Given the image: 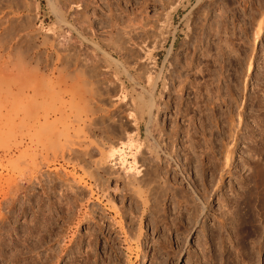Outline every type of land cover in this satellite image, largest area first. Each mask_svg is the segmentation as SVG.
I'll return each mask as SVG.
<instances>
[{
  "label": "rangeland",
  "instance_id": "374dc122",
  "mask_svg": "<svg viewBox=\"0 0 264 264\" xmlns=\"http://www.w3.org/2000/svg\"><path fill=\"white\" fill-rule=\"evenodd\" d=\"M202 12L207 15L204 20ZM263 16L264 0H0V178L2 184H6V180L17 179L13 184L22 181L20 190L23 191L12 185L19 190L21 198L16 210L21 209L4 228L8 227L7 230L14 233L17 231L15 235L22 237L17 236L16 248L12 244L16 236L8 238L5 234L7 239L1 244L0 264H264V36L256 44L254 34L256 24L260 20L264 22ZM250 59L255 60V70L249 77L247 66ZM184 65L187 67L183 68ZM176 67L179 69L174 75ZM178 72L181 77L187 76L182 77L185 80ZM166 80L171 82V95L168 92L160 94L165 90ZM180 80L186 83L183 103L177 91L173 93ZM195 86L201 88L202 97L204 95L209 100L212 97L208 113L202 114L197 107L195 112L190 106L196 95ZM212 91L215 95L210 93ZM160 95L171 104L170 110L161 114ZM73 96L85 97L79 101L88 104L97 100V103L93 102L99 104L92 102L93 105L102 109L93 113L97 117L90 112L87 114L88 120L93 117L98 123L97 126L94 125L97 123L91 124L93 120L87 122L91 124L90 133L82 121L78 124L81 127L84 124L88 130L84 126L79 127L81 130L78 128L76 116L79 114H72L75 108L69 107L72 111H68V100ZM78 98L81 107L83 104ZM55 99H65L67 108L61 107L62 114H70L48 126L57 130L69 126L73 143L85 140L94 128L103 125L104 133L95 130L99 146L92 149L94 158L102 157L101 148L106 150L107 156L105 154L102 163L105 166L100 165L95 170L97 166L83 164V168L78 165L82 163L75 160L67 162L69 159L62 156L64 144H68L64 136L46 148L40 139L28 153L21 154L24 148L18 150L21 136L18 121L22 107H30L42 116L43 110L64 102ZM52 100L56 101L54 106L52 103L47 108L46 102ZM189 100L190 104L187 103ZM126 104L132 108V112H128L130 117H127L129 108ZM150 105L153 106L151 113ZM54 108L48 112L56 119ZM183 108L187 112L182 111ZM101 112L105 115L102 116ZM57 113L62 115L59 111ZM153 113L155 118L149 120ZM185 113H189V117L195 116L196 124L204 122V129L197 124V131L193 130L196 134L193 140L200 146V152L192 151L195 158L191 161L184 158L187 144L183 142L187 137L184 133L179 134L170 156L169 175L173 185L191 196L189 200H197L208 190L206 195L209 196L203 199L206 208L195 220H189L183 201L179 204L173 197H164L160 207V192L155 194L145 190V194L139 196L134 195L130 184L127 188L129 175L130 178L136 177L134 169L144 157L155 165L160 163V122L168 130L176 125L180 130L185 129L188 122L191 124L190 119L187 121L189 117L182 118ZM213 114L214 118H206ZM106 115L108 118L104 117ZM99 116L107 118L106 123L105 119H98ZM117 121L120 123L116 125ZM137 122L140 123L138 130ZM27 123L28 131L31 124L37 126L34 121ZM104 124L109 127L105 128ZM233 126H237L236 129ZM191 128L194 129L195 124ZM105 134H110V141ZM204 135L209 142L212 140L210 143L215 148L210 144L212 148L209 150H214L215 154L213 151V155L209 154V150L204 154ZM121 138L129 142L128 145L133 143L132 147L126 145L124 148V159L128 162L125 164L118 154L114 157L108 154L110 146ZM228 148L233 150V156L230 165L222 172ZM136 158L138 165L133 161ZM102 166L109 168L104 170ZM131 167L133 169H127ZM221 174L222 182L216 183ZM6 189V185L0 186L1 212L7 211L4 207L7 203H1ZM26 192L31 201L27 200ZM84 194L90 196L83 197ZM137 196H144L143 201ZM196 202L200 204L199 199ZM138 216H142V220ZM127 230L137 234L136 238ZM133 237L138 238L137 241Z\"/></svg>",
  "mask_w": 264,
  "mask_h": 264
},
{
  "label": "bare ground",
  "instance_id": "6f19581e",
  "mask_svg": "<svg viewBox=\"0 0 264 264\" xmlns=\"http://www.w3.org/2000/svg\"><path fill=\"white\" fill-rule=\"evenodd\" d=\"M86 1V0H85ZM79 2V1H78ZM67 3H69V2H67ZM71 3V2H70ZM82 7V6H81ZM80 10V9H79ZM204 10H206V9H204ZM203 10V11H204ZM84 12V11H83ZM206 12V11H205ZM220 12V11H219ZM207 13V12H206ZM80 14V13H79ZM201 14H204V16H202V18H203V20L206 18V16L207 15H205V13H201ZM208 14V13H207ZM81 15V14H80ZM263 15V14H262ZM86 16V15H85ZM88 16V15H87ZM84 18H86V17H84ZM263 18H264V16H263ZM81 19V18H80ZM87 19V18H86ZM85 20V19H84ZM258 20V19H257ZM259 21V20H258ZM257 21V22H258ZM257 26H255V43L257 42V40H260L261 38H263V36H264V22H263V20H260L257 24H256ZM216 28H217V26H216ZM122 31H124L123 29H122ZM215 31V30H214ZM215 32H217V31H215ZM215 32H213L212 33V35L215 33ZM211 33V32H210ZM202 38V37H201ZM223 41V40H222ZM225 41V40H224ZM224 43V42H223ZM202 44V43H201ZM222 44V43H221ZM220 44V45H221ZM228 44V43H227ZM257 44V43H256ZM207 45V44H206ZM223 46V45H222ZM201 47V46H200ZM220 50V49H219ZM223 49H222V47H221V51H222ZM206 51V50H205ZM210 51V50H209ZM189 54V53H188ZM208 54H209V52H208ZM190 57H191V55H190ZM177 58H178V56H177ZM176 59V58H175ZM179 59V58H178ZM177 59V60H178ZM189 60H191V58L189 59ZM176 62V61H175ZM175 62H173V63H175ZM178 62V61H177ZM187 62V61H186ZM192 62H193V60H192ZM191 62V63H192ZM218 62H219V60H218ZM190 63V64H191ZM180 64H181V62H180ZM187 65H188V63H186ZM195 64V63H194ZM176 65V64H175ZM187 65H184V67L183 68H185V67H187ZM207 65V64H206ZM190 66V65H189ZM193 66V65H192ZM191 67V66H190ZM204 67V66H203ZM207 67V66H206ZM172 68V67H171ZM177 68L178 67H176L175 69L176 70H174V72H173V74L175 73V71L177 72ZM202 68V67H201ZM205 68V67H204ZM210 68V67H209ZM179 69V68H178ZM208 69V68H207ZM171 70V69H170ZM209 70H211V69H209ZM216 70V69H215ZM218 70H220V69H218ZM222 70V69H221ZM254 70H255V60L254 59H250V61H249V63H248V66H247V73H248V76L250 77L252 74H253V72H254ZM212 71V70H211ZM171 72V71H170ZM180 72V71H179ZM179 72H178V75L180 76V74H179ZM201 72H203V71H201ZM206 72V71H205ZM216 72V71H215ZM222 72V71H221ZM181 73V72H180ZM191 73V72H190ZM195 72H193L192 74H194ZM176 74V73H175ZM174 74V75H175ZM216 74H217V72H216ZM169 75V74H168ZM177 75V74H176ZM166 76V75H165ZM195 76H197V74L195 75ZM199 76V75H198ZM224 76V75H223ZM169 77V76H168ZM172 77H173V75H172ZM176 77H178V76H176ZM181 77V76H180ZM182 77H187V76H182ZM182 77H181V79H182ZM189 77V76H188ZM208 77V76H207ZM219 78H220V75L218 76ZM171 78V77H170ZM179 78V77H178ZM161 79H162V77H160V82H161ZM174 78H172V80H173ZM184 80H185V78H183ZM182 79V80H183ZM196 79V78H195ZM205 79V78H204ZM216 79H218V78H216ZM176 80H179V79H175V81ZM182 80H180V83H179V86L177 87V89L175 90V92H173V93H176V91H177V94H178V97H179V100L181 101V99H183L184 97H183V94H184V91H185V89H186V83L184 82V81H182ZM191 80V79H190ZM167 81V80H166ZM170 81H171V79H170ZM170 81H167V84H166V87H165V90L164 91H161L160 92V94L162 95L164 92H168L170 95H171V88H170V85H171V82ZM194 81V80H193ZM201 81H203V80H201ZM200 81V82H201ZM216 81V80H215ZM169 82H170V85H169ZM197 82V81H196ZM214 82V81H213ZM212 82V83H213ZM205 83V82H204ZM216 83V82H215ZM175 84V83H174ZM202 83H200V85H201ZM173 85V84H172ZM209 85V84H208ZM216 85V84H215ZM221 85V84H220ZM175 86H176V84H175ZM198 86H199V84H198ZM210 86V85H209ZM222 86V85H221ZM221 86H219V87H221ZM194 87V86H193ZM192 87V88H193ZM196 88H195V90H196V95H195V97L193 98L194 100L193 101H191L190 102V100L189 101H187V103H191V104H193V105H190V106H192L194 109H195V107H197V110L199 109L200 110V112H203L202 114H204V112L205 111H207V110H209L208 109V107L210 106V107H212L209 103L211 102L210 100L212 99V97H211V99L209 100L208 98L206 99V97H204V95H203V97H204V99H203V97H202V95H201V93H200V90H201V88L199 89L197 86H195ZM174 88V87H173ZM206 88H207V86H206ZM173 90V89H172ZM192 90H194V89H192ZM204 90H205V87H204ZM207 90V92H209L210 90H209V88H207L206 89ZM220 90V89H219ZM218 90V91H219ZM189 91V90H188ZM191 91V90H190ZM201 92H202V90H201ZM205 91H203V93H204ZM202 93V94H203ZM206 93V92H205ZM204 93V94H205ZM211 94L213 93V91L212 92H210ZM220 92H218V94H219ZM222 93V92H221ZM176 94V95H177ZM192 94V93H191ZM210 94V95H211ZM214 95H215V92L213 93ZM160 95V96H161ZM193 95H194V92H193ZM208 97H209V95L208 94H206ZM217 95V94H216ZM97 96V95H96ZM223 96V95H222ZM162 97L163 96H161V98H160V114L162 113V112H166V110L168 111V110H170V107H171V104H170V101L168 102L167 101V99H166V101L165 100H163L162 99ZM178 97L176 98L177 99V101H179L178 100ZM181 97V98H180ZM217 97H218V95H217ZM225 97V96H224ZM70 99L68 100L69 101V103H68V105L66 104V102H65V99H63V101H61L62 100V98H61V100L60 99H55L57 102H59V101H61V102H63L62 104L61 103H59V104H61V105H63L64 104V106H60L59 104L58 105H56V103H55V105H56V107L54 106V101L55 100H52L51 102L50 101H48V102H46V104L44 103V105H46V107L47 106H49V105H51L52 103V105L55 107V108H57L56 110H55V108L54 107H52L51 106V108H48L49 110H47V109H45V110H43V112H44V114L42 115V116H40L39 114H38V112H35L34 110H30V107H26L25 105L22 107V109H21V111H20V114H19V129H20V140L18 141V150H20V149H22V148H24L23 150H22V153L21 154H26V153H28L31 149H32V146H34L35 145V143H36V141H38V140H42V143H43V147L44 148H46V145H48V144H53V143H55L56 141H60L61 140V138L64 136L65 137V142H67L68 141V144H64L65 145V147H64V149L62 150L63 151V155L62 156H64V158L65 159H69V161H67V162H70V160L72 161V162H79V163H82V164H78L79 166H82L83 164L84 165H86V166H97V168H95V170L97 169H99L98 167L100 166V165H103L102 163H104V157H105V154H106V156H107V152H106V150H104V149H102L101 148V146L99 147V148H97V149H100L101 148V150H100V153H101V158H97V156H96V158H94L95 157V155L93 156V150L94 149H92V147H98L99 145V143H98V138L96 137V128H97V130H102L103 131V133H104V129H103V127L101 128V126H103V125H101V126H99V128L98 127H96V128H94V126H92L95 130H92L91 132V135L90 136H85V140L83 139L81 142H77V144H75V143H73L71 140H70V136H71V132H70V128H69V126H68V128H64L63 130H57V129H51V128H49V124L51 125L52 123H56L57 121H58V119L59 118H61V117H64L65 115L67 116L68 115V117H69V114L71 113V111L72 110H70V109H74L75 108V110H74V112H72V114H74L75 112L77 113V114H79V115H77L76 116V114H75V116L77 117H75L76 119V121H77V125H79L78 126V128L79 127H81L80 126V124H78V121L80 122V121H82L85 125L87 124V128L89 129V133H90V125L92 124H94V123H97V119L95 120L93 117L95 116H93V113L94 114H97V112H99V111H102V109L100 110V109H98V108H100L99 106L97 107H95L94 105H93V103L95 102V101H97V100H91L92 99V96H91V98L89 99V98H87V100L89 99V100H91V102L90 103H92L91 105H89L88 104V102L86 101V99H85V101L86 102H84L85 103V105H84V103L82 102V101H79V100H82V99H84L83 97H69ZM78 98V101L79 102H82L81 104H83L84 105V107H83V105H81V107H80V104H79V106H78V102H77V99ZM94 98V97H93ZM96 98H98V96L96 97ZM104 98V97H103ZM202 98V99H201ZM214 98V97H213ZM95 99V98H94ZM98 99H102V97H99ZM107 99V98H106ZM110 99V98H109ZM170 99V98H169ZM206 99V100H205ZM88 100V101H89ZM111 100V99H110ZM122 100V99H121ZM221 100V99H220ZM220 100H219V104H220ZM55 101V102H56ZM67 101V100H66ZM67 101V102H68ZM76 101V102H75ZM84 101V100H83ZM176 101V102H177ZM225 101V100H224ZM99 102V101H98ZM100 102H102V100L100 101ZM107 102H108V100H107ZM106 102V103H107ZM131 102V101H130ZM130 102H129V104H130ZM182 102V101H181ZM180 102V103H181ZM214 102V101H213ZM222 102V101H221ZM95 103H97V102H95ZM94 103V104H95ZM103 103H104V101H103ZM112 103V102H111ZM111 103H108V104H111ZM114 103V102H113ZM132 103H134V102H131V104ZM152 103V102H151ZM179 103V102H178ZM183 103V102H182ZM189 103V104H190ZM67 105V107H68V111L70 112H68V113H66L65 115H63L62 113H63V111L64 110H66L65 108H67V107H65L66 105ZM99 104V103H98ZM98 104H95V105H98ZM128 104V103H127ZM126 104V107H128V105ZM136 104V103H135ZM189 104H187L188 106H189ZM212 104V103H211ZM214 104V103H213ZM212 104V105H213ZM217 104V103H216ZM70 105V106H69ZM102 105V104H101ZM106 106H107V104H105ZM123 105V104H122ZM134 105V104H133ZM177 105H179V104H177ZM184 105V104H183ZM182 105V106H183ZM42 106H43V104H42ZM60 106V107H59ZM87 106H89V107H87ZM91 106V107H90ZM92 106H94V107H92ZM125 106V105H124ZM131 106V105H130ZM136 106V105H135ZM152 105H150V107H151ZM181 106V105H180ZM179 106V107H180ZM186 106V105H185ZM222 106V105H221ZM26 107V108H25ZM50 107V106H49ZM61 107H65L64 108V110L61 108ZM69 107H70V109H69ZM110 107V106H109ZM125 107V108H126ZM45 108V107H44ZM52 108H54V113H55V116H56V119L55 118H53L51 115H50V113L48 112V111H50V109H52ZM60 108H61V111H60ZM88 108H91V109H88ZM108 108V107H107ZM129 109H131L130 111H129V109L127 110V114L129 115V116H127L126 114V116L127 117H130L131 115V113L129 114L128 112H132V108H130V107H128ZM152 108H153V106L149 109V112L151 113V111H152ZM176 108V107H175ZM174 108V109H175ZM217 108V107H216ZM59 109V110H58ZM88 109V110H87ZM103 109H104V107H103ZM121 109V108H120ZM119 109V110H120ZM127 109V108H126ZM179 110L181 109V108H178ZM188 109H189V107H188ZM187 109V110H188ZM194 109H193V111H194ZM213 109H214V107H213ZM125 110V109H124ZM176 110H177V108H176ZM190 110H192V108H190ZM190 110H189V112H190ZM196 110V109H195ZM197 110L195 111V112H197ZM210 110H212V108L210 109ZM52 111V113H53V110H51ZM57 111H59V112H61V114L62 115H60V116H58V113H57ZM78 111V112H77ZM116 110H114V112H115ZM178 111V110H177ZM177 111H176V114H180V113H177ZM181 111V110H180ZM182 111H185L184 110V108H183V110ZM87 112V113H86ZM92 113L91 115L93 116V117H90L91 119V121L93 122V123H91L90 125L87 123V122H91L90 120H88L87 118L89 117L87 114L88 113ZM118 112V111H117ZM116 112V113H117ZM120 112H121V110H120ZM125 112V111H124ZM123 112V113H124ZM148 112V111H147ZM185 112H187V111H185ZM194 112V113H195ZM199 112V111H198ZM212 112V111H211ZM53 113V114H54ZM102 113V112H101ZM105 113H107V111L105 112ZM105 113L103 112L102 113V116L103 115H105ZM114 114V115H117V114ZM143 113V112H142ZM182 113H184V112H182ZM206 113H208V111L206 112ZM60 114V113H59ZM121 114V113H120ZM155 113H153V114H151L150 116V118H149V120H153V118H155L153 115H154ZM210 114H212V113H210ZM209 114V115H210ZM107 115H108V113H107ZM107 115L106 116H104V117H107ZM113 115V114H112ZM181 115V114H180ZM189 115V113L188 114H184V115H182L183 117L182 118H184V117H189L188 116ZM200 116H201V114H199ZM199 115L197 116V117H199ZM208 115V114H207ZM207 115H205V116H207ZM70 116H72V115H70ZM74 116V115H73ZM102 116L100 117H98V119H105V118H102ZM121 116V115H120ZM142 116V115H141ZM156 116V115H155ZM172 116V115H171ZM177 116V115H176ZM205 116H203V117H205ZM95 117H97V116H95ZM112 117V116H111ZM115 117V116H114ZM113 117V118H114ZM123 117V116H122ZM209 117H213L214 118V114H213V116H208V117H206V118H209ZM51 118H53L52 120H51ZM108 118V117H107ZM106 118V119H107ZM124 118V117H123ZM141 118V117H140ZM220 118V117H219ZM229 118H231V117H229ZM106 119H105V121H104V123H106ZM110 119V118H109ZM112 119V118H111ZM110 119V120H111ZM126 119V118H125ZM188 119H190L189 121H191V124H189V122H188V128L186 127V125H185V127L187 128H185V129H181L182 130V132L180 133V127H178L177 125L176 126H171V129L170 130H168V128H166L163 124L161 125V122H160V163L158 164V165H155L153 162H152V160L150 159V161L152 162V163H150V161L148 160V161H146L145 159L147 158V157H144L145 159L143 160L142 159V157H141V162L139 163V162H137V158H139L138 156H137V158H136V160H133L134 161V164H136L137 163V165H138V163H139V165L134 169L135 171L134 172H137L136 173V177H134L133 176V178H130V175H129V182L127 181V188H129L130 186H132L131 187V189H132V191L134 192V195L136 194H140L141 196L143 195V193H144V191L146 190H149V191H151L150 193H153V191H154V193L155 192H160V197H158V198H160V207H162V204H161V200H163V201H165V199H163L164 197L166 198V197H173L174 198V200L175 201H177V203H181L182 201L184 202V205L186 206V209L188 210V212H189V215H190V218H189V220L191 219V220H195L196 218H198L200 215H201V213H202V211H204L205 210V208H206V200L205 201H203V199H206L207 198V196H209V195H206V194H209L208 193V190L206 189V185L204 186L203 185V187H205V191H204V193L202 194V196H203V198H202V196L201 197H198V199H199V201H200V204H197L198 202H196L197 200H194V199H191V200H189V198H191V196H189L188 197V194L187 195H185L184 193H183V191L182 190H180L178 187H176V185H173V183L171 182L172 180L170 179V175H169V172H170V170H169V166L171 165V162H170V156L173 154L172 152H173V148L175 147L174 146V144H175V141L177 140V139H179L178 138V136H179V134H182V133H184V135L187 137L186 139H187V141H185V142H187V143H185V142H183V144L185 145V144H187L186 146H185V148H186V150L185 151H187L186 153H185V157L184 158H186V159H188V161H191V159L194 157H192V151H198V147H200V146H198L197 144H196V142H195V140H193L194 138H193V135H196V134H194V131L196 130V125L197 124H199V123H195V116H190L189 118H187V121H188ZM203 119V118H202ZM201 119V120H202ZM205 119V118H204ZM221 119V118H220ZM232 119V118H231ZM43 120V121H42ZM96 122H95V121ZM99 120V122L100 123H102L101 121ZM114 120V119H113ZM113 120H112V122H113ZM121 120V119H120ZM128 120V119H127ZM140 120V119H139ZM141 120H142V118H141ZM155 120V119H154ZM186 120V119H185ZM209 120V119H208ZM216 120V119H215ZM214 120V121H215ZM230 120V119H229ZM235 120V119H234ZM233 120V121H234ZM35 122L36 124H37V126H34L33 124H31L32 126H34V127H32V126H30V131H28V129L25 127V125L27 124L28 125V123L27 122ZM103 121V120H102ZM137 121H138V119H137ZM178 121V120H177ZM186 121V122H187ZM206 122H207V120H205ZM212 121V120H211ZM125 122V121H124ZM149 123H150V121H148ZM185 122V123H186ZM220 122H222V121H220ZM82 123V124H83ZM99 123V124H100ZM108 123V122H107ZM110 124H111V122H109ZM114 123H116V122H114ZM120 123V122H119ZM118 123V121H117V123H116V125L117 124H119ZM148 123V124H149ZM151 123H152V121H151ZM162 123H164V122H162ZM174 123V122H173ZM178 123V122H177ZM177 123H174V124H177ZM208 123V122H207ZM217 123H218V121H217ZM216 123V124H217ZM224 123V122H223ZM227 123H229V122H227ZM231 123V122H230ZM82 125V127L84 126L85 127V125ZM103 124V123H102ZM157 124V123H156ZM155 124V125H156ZM184 124V123H183ZM195 124V128L193 129V128H191V126L192 125H194ZM215 124V123H214ZM222 124V123H221ZM89 125V126H88ZM94 125H97L98 126V123L97 124H94ZM121 125H122V123H121ZM120 125V126H121ZM211 125V124H210ZM106 126H108L107 124H106ZM106 126H105V124H104V127L106 128ZM115 126V125H114ZM201 127V128H203L204 129V122L203 121H200V124L199 125H197V127ZM208 126V125H207ZM206 126V127H207ZM214 127H215V125H213ZM212 126V127H213ZM81 127V128H82ZM85 127V128H86ZM109 127V126H108ZM118 127L119 126H117L116 127V129H118ZM150 127H152V126H150ZM194 127V126H193ZM234 127V126H233ZM237 127V126H236ZM236 127H234V129H236ZM32 128H34L33 130H31ZM81 128H79L80 130H81ZM86 128V129H87ZM111 128V127H110ZM115 128V127H114ZM126 128V127H125ZM125 128L123 129L124 131H125ZM140 128V123L139 122H137V127H136V130H138ZM155 128V127H154ZM158 128V127H157ZM157 128H155V129H157ZM173 128V129H172ZM210 128V127H209ZM216 128H218V127H216ZM230 128V127H229ZM87 129V130H88ZM108 129V128H107ZM115 129V130H116ZM202 129V130H203ZM106 130V129H105ZM114 130V129H113ZM119 130H121V129H119ZM149 130V129H148ZM147 130V131H148ZM153 130V129H152ZM194 130V131H193ZM199 130V129H198ZM207 130V129H206ZM26 131H28V132H26ZM107 131V130H106ZM109 131V130H108ZM155 131V130H154ZM157 131V130H156ZM197 131V130H196ZM200 131V130H199ZM208 131V130H207ZM236 131V130H235ZM110 132V131H109ZM108 132V133H109ZM117 132V131H116ZM115 132V133H116ZM120 132V131H119ZM159 132V131H158ZM102 133V134H103ZM107 133V132H106ZM114 133V132H113ZM112 133V134H113ZM114 133V134H115ZM137 133H138V131H137ZM208 133V132H207ZM234 133V132H233ZM41 134H44V137L42 136V137H40L41 136ZM121 134H122V131H121ZM201 134V133H200ZM200 134L198 135V136H200ZM202 134H203V132H202ZM221 134V133H220ZM86 135V134H85ZM87 135H89V134H87ZM106 136H107V134H105ZM104 135V136H105ZM110 135V134H109ZM107 136V139H108V137L110 138V136ZM116 135V134H115ZM211 135V134H210ZM235 135V134H234ZM92 136H94V138L92 139ZM103 136V137H104ZM125 136V135H124ZM127 136V135H126ZM147 136V135H146ZM150 136V135H149ZM185 136H184V138H185ZM197 136V137H198ZM213 136V135H212ZM211 136V137H212ZM236 136V135H235ZM90 137V139L89 140H87L88 138ZM195 137V136H194ZM230 137V136H229ZM102 138V137H101ZM101 138H99V140L101 139ZM113 138H114V136H113ZM115 138H117V137H115ZM132 138V137H131ZM138 138H139V136H138ZM199 138V137H198ZM210 138V137H209ZM231 138H232V136H231ZM103 139V138H102ZM123 139H124V137H123ZM122 138H121V140L120 141H116V143L114 142V144L113 145H111L110 146V148H109V150H108V154H109V156H113L114 157V155H117L118 154V156H121L120 158V160H124V162H122L123 164H125V162H127L125 159H124V154H125V149H126V145H128V143L125 141H122L123 140ZM127 139V138H126ZM149 139V138H148ZM197 139V138H196ZM218 139V138H217ZM251 139V138H250ZM109 140V139H108ZM107 140V141H108ZM185 140V139H184ZM103 141V140H102ZM102 141H101V144L100 145H102V147H103V145H104V143L102 144ZM106 141V140H105ZM110 141V140H109ZM128 141V140H127ZM139 141V140H138ZM154 141V140H153ZM199 140H197V142H198ZM204 141H205V149H203L204 151L205 150H209V148L211 149L214 145H213V143L211 144L210 142L212 141H210L209 142V139H206V137H205V135H204ZM216 142V141H215ZM127 143V144H126ZM200 143V142H199ZM202 143V142H201ZM110 144H112V143H110L109 142V145ZM131 144H133V143H130V145ZM210 144L212 145V147L210 146ZM216 144V143H215ZM226 144V143H225ZM130 145H128V146H130ZM229 146V145H228ZM231 146V145H230ZM105 147V146H104ZM103 147V148H104ZM131 147H132V145H131ZM130 147V148H131ZM155 147V146H154ZM182 147V146H181ZM204 147V146H203ZM125 148V149H124ZM156 148V147H155ZM183 148V147H182ZM202 148V147H201ZM214 148H215V146H214ZM106 149V148H105ZM149 149V148H148ZM152 149V148H151ZM224 149H226V147L224 148ZM128 150H130V149H128ZM200 150H202V149H200ZM215 150H217V149H215ZM221 150V149H220ZM219 150V151H220ZM98 151V150H97ZM97 151H94V152H97ZM141 151H144L143 150V148H142V150ZM150 151V150H149ZM203 151V152H204ZM207 151H205L204 152V154L205 153H207ZM212 151H213V154H215L214 153V150H209L208 152H209V154H211L212 153ZM218 151V152H219ZM147 152V151H146ZM145 152V153H146ZM152 152V151H151ZM150 152V153H151ZM175 152V151H174ZM198 152H200V151H198ZM222 152V151H221ZM99 153V154H100ZM131 153V152H130ZM133 153V152H132ZM138 153V152H137ZM172 153V154H171ZM177 153V152H176ZM196 153V152H195ZM194 153V155H196ZM225 153V152H224ZM142 154V153H141ZM159 154V153H158ZM183 154V153H182ZM197 154H199V153H197ZM203 154V153H202ZM201 154V155H202ZM213 154H211V155H213ZM220 154V153H219ZM130 155V154H129ZM155 155V154H154ZM176 155V154H175ZM178 155V154H177ZM207 155V154H206ZM221 155V154H220ZM99 156V155H98ZM134 156V155H133ZM146 156H147V154H146ZM174 156V155H173ZM200 156V155H199ZM222 156V155H221ZM225 156V159H224V165L221 167L222 168V172L223 171H225V167H228L229 165H230V161H231V158H232V156H233V150H231V149H229L228 148V151H227V153H226V155H224ZM223 156V157H224ZM67 157V158H66ZM155 158H157L156 156H154ZM201 157V156H200ZM203 157V156H202ZM134 158V157H133ZM151 158V157H150ZM195 158V157H194ZM213 158V157H212ZM215 158V157H214ZM218 158V157H217ZM216 158V159H217ZM111 159V158H110ZM148 159V158H147ZM207 159V158H206ZM210 159H211V157H210ZM210 159H208V160H210ZM222 159V158H221ZM64 160V159H63ZM75 160V161H74ZM157 160V159H156ZM213 160V159H212ZM212 160H210V162L212 161ZM219 160V159H218ZM115 161V160H114ZM135 161H136V163H135ZM200 161V160H199ZM203 161V160H202ZM223 161V160H222ZM118 162V161H117ZM121 162V161H120ZM158 162V161H157ZM165 162V163H164ZM197 162H198V160H197ZM209 162V163H210ZM215 162H216V160H215ZM214 162V163H215ZM219 162V161H218ZM106 163V162H105ZM110 163V162H109ZM108 163V165H110ZM128 163V162H127ZM187 163H189V162H187ZM208 163V164H209ZM213 163V162H212ZM212 163H211V166H213L212 165ZM112 164H113V162H112ZM119 164V163H118ZM130 164V163H129ZM190 164V163H189ZM188 164V165H189ZM217 164V163H216ZM83 165V166H84ZM122 165V164H121ZM215 165V164H214ZM82 166V167H83ZM103 166H105V165H103ZM103 166L101 167V168H103ZM129 166V165H128ZM132 166V165H131ZM184 166V165H183ZM204 166V165H203ZM217 166H219V165H217ZM85 167V166H84ZM83 167V168H84ZM108 167V166H107ZM103 168L104 170H106V169H108V168ZM198 167V166H197ZM210 167V166H209ZM82 168V169H83ZM94 168V167H93ZM117 168V167H116ZM115 168V169H116ZM204 168V167H203ZM202 168V169H203ZM208 168V167H207ZM211 168V167H210ZM220 168V167H219ZM87 169H89V167L87 168ZM102 169V170H103ZM127 169H133V167H131V168H127ZM172 169V168H171ZM215 169V168H214ZM89 170H91V169H89ZM186 170V169H185ZM200 170V169H199ZM210 170V169H209ZM93 171H94V169H93ZM108 171V170H107ZM116 171V170H115ZM125 171V170H124ZM123 171V172H124ZM218 171V170H217ZM216 171V172H217ZM221 171V170H220ZM85 173H86V169H85V171H84ZM91 172V171H90ZM109 173H110V171H108ZM118 172V171H117ZM132 172V171H131ZM133 172V173H134ZM197 172V171H196ZM199 172V171H198ZM204 172V171H203ZM94 174L96 173V172H93ZM113 173V172H112ZM200 173V172H199ZM221 173V172H220ZM91 174H92V172H91ZM117 174V173H116ZM203 174V173H202ZM217 174V173H216ZM97 175H100V174H97ZM96 175V176H97ZM113 175V174H112ZM215 175V174H214ZM222 175L223 174H221L219 177V180H218V182H216L217 180H215L214 181V183L216 182V183H221L222 182ZM92 177H93V175H91ZM108 176V175H107ZM201 176V175H200ZM213 176V175H212ZM98 177V176H97ZM100 177V176H99ZM101 177H102V175H101ZM100 177V178H101ZM114 177V176H113ZM115 177H116V175H115ZM119 177H120V175H119ZM123 177V176H122ZM132 177V176H131ZM96 178V177H95ZM99 178V179H100ZM127 178V177H126ZM125 178V179H126ZM174 178V177H173ZM203 178V177H202ZM217 179H218V177H216ZM105 179V178H104ZM103 179V180H104ZM123 179V178H122ZM2 180L3 179H1L0 178V186H2L3 185V187H4V185H6L7 186V189L9 188L8 187V185L10 186V188L7 190V191H5L4 190V199H3V202H1V203H3V204H6L7 203V205L6 206H4L6 209L5 210H7L6 212H1L2 210H1V208H0V248H1V244L3 243V241L5 240V239H7V237L6 236H8V238H10L11 236L13 237L14 235H15V233L17 232V231H15V233L14 232H12L11 230H7L8 229V227H7V229L5 230L4 228H6V226H7V224L8 223H11V221H13L15 218H16V215L18 214H16V212H18V210L20 211V209H18V210H16V205L21 201V198H20V196H19V194H18V192H19V190H20V183H22V181L19 183V182H17V183H15V184H13L14 182H16V180L13 182V181H10V182H8V180H6V184H2ZM10 180V179H9ZM93 180H94V177H93ZM101 181H102V178L100 179ZM116 180V179H115ZM203 180H204V178H203ZM206 180V179H205ZM18 181V180H17ZM25 181V180H24ZM61 181V180H60ZM64 181H66V180H64ZM99 181V180H98ZM101 181L99 182V183H101ZM107 181V180H106ZM105 181V183H107ZM213 181V180H212ZM29 182V181H28ZM95 182V181H94ZM97 182V181H96ZM200 182H202V181H200ZM54 183V182H53ZM206 183V182H205ZM8 184V185H7ZM97 184V183H96ZM104 183H101V185H103ZM129 184H130V186H129ZM203 184V183H202ZM12 185H17V186H19L18 187V189L16 190V188H17V186H16V188L14 187V186H12ZM94 185V184H93ZM92 185V186H93ZM181 185V184H180ZM213 185V184H212ZM31 186V185H30ZM105 186H106V184H105ZM209 186V185H208ZM219 186V185H218ZM98 187V186H97ZM100 187V186H99ZM102 187V186H101ZM103 187H104V185H103ZM109 187V186H108ZM202 187V188H203ZM69 188H71V187H69ZM185 188V187H184ZM219 188V187H218ZM4 189V188H3ZM102 189H104V188H102ZM105 189H107V188H105ZM104 189V190H105ZM109 189V188H108ZM131 189H130V191H131ZM193 189V188H192ZM201 189V188H200ZM2 190V189H1ZM99 190V189H98ZM101 190V189H100ZM187 190V189H186ZM195 190V189H194ZM193 190V191H194ZM204 190V189H203ZM21 191V190H20ZM25 191V190H24ZM85 191V190H84ZM89 191V190H88ZM128 191H129V189H128ZM21 192H23V191H21ZM34 192V191H33ZM190 192V191H189ZM207 192V193H206ZM1 193H2V191H1ZM27 194H28V192H26ZM25 193V194H26ZM85 193H86V191H85ZM108 193V192H107ZM106 193V194H107ZM26 194V195H27ZM91 194H93V193H91ZM145 194V193H144ZM155 194H157V193H155ZM159 194V193H158ZM87 195V194H86ZM85 194H84V196L83 197H85L86 196ZM105 195V194H104ZM107 195H109V194H107ZM139 195V196H140ZM190 195V194H189ZM3 196V195H2ZM25 196V195H24ZM90 196V195H89ZM88 195H87V197H89ZM111 195H109V197L108 198H110L111 199V197H110ZM131 196V195H130ZM139 196H137V197H139ZM27 197V196H26ZM82 197V198H83ZM104 197V196H103ZM186 197H188V198H186ZM24 198V197H23ZM28 198L29 199H27V200H30V194H28ZM106 198V197H105ZM139 198H141V200L144 198V196H143V198L142 197H139ZM155 198V197H154ZM1 199V198H0ZM25 199V198H24ZM89 199V198H88ZM109 199V200H110ZM170 199V198H169ZM2 200V199H1ZM26 200V201H27ZM108 200V201H109ZM113 200V199H112ZM111 200V204H114V202ZM145 200H146V198H145ZM159 200V199H158ZM208 200V199H207ZM25 201V202H26ZM31 201V200H30ZM143 201V200H142ZM110 202V201H109ZM113 202V203H112ZM139 202H141L140 200H139ZM158 202V201H157ZM182 202V203H183ZM155 203V202H154ZM159 203V202H158ZM176 203V204H177ZM179 203V204H180ZM26 204H27V202H26ZM145 204V203H144ZM144 204H142V205H144ZM153 204V203H152ZM178 204V205H179ZM0 205H2V204H0ZM145 206V205H144ZM153 206V205H152ZM156 206V205H155ZM157 206H158V204H157ZM2 207V206H1ZM164 207V206H163ZM154 209V208H153ZM159 209H161V208H159ZM185 209V208H184ZM227 209V208H226ZM23 211V210H22ZM164 211V210H163ZM26 212V211H25ZM20 213V212H19ZM23 213V212H22ZM161 213H162V211H161ZM157 214H158V212H157ZM20 215V214H19ZM123 215V214H122ZM162 215V214H161ZM18 216V215H17ZM163 216V215H162ZM133 217V216H132ZM161 217V216H160ZM135 218V217H134ZM138 218L139 219H141L142 218V216H138ZM18 219H19V217H18ZM131 219V218H130ZM133 219V218H132ZM131 219V220H132ZM44 220V219H43ZM133 220H135V219H133ZM142 220V219H141ZM162 220V219H161ZM16 222H17V219L15 220V224H16ZM46 222V221H45ZM113 222V221H112ZM115 222V221H114ZM118 222V221H117ZM191 222V221H190ZM119 223H120V221H119ZM128 223H130V221L128 222ZM41 224V223H40ZM112 224V223H111ZM116 224V223H115ZM121 225V224H120ZM13 226V225H12ZM113 226H114V224H113ZM122 226V225H121ZM251 227V226H250ZM11 228H13V227H11ZM10 228V229H11ZM45 228V227H44ZM125 228V227H124ZM128 228V227H127ZM130 228L131 227H129V230H130ZM252 228V227H251ZM42 229V228H41ZM3 230H5V231H8V233L7 232H4ZM13 230H15V228H13ZM129 230H127V231H129ZM134 230V229H133ZM132 230V228H131V231H133ZM252 230H254V229H252ZM30 231V230H29ZM43 231V230H42ZM120 231V230H119ZM118 231V232H119ZM125 232V231H124ZM130 232V231H129ZM133 232H135V231H133ZM138 232V231H137ZM253 232V231H252ZM251 232V233H252ZM29 233V232H28ZM41 233V232H40ZM47 233V232H46ZM127 233V232H126ZM136 233V232H135ZM140 233V232H139ZM5 234H7L6 236H5ZM9 234V235H8ZM27 234V233H26ZM29 234H31V233H29ZM117 234V233H116ZM121 234V233H120ZM129 234V233H128ZM130 234H132V232H130ZM130 234L128 235V237L130 236ZM23 235V234H22ZM28 235V234H27ZM125 235V234H124ZM137 235V234H136ZM136 235L133 233L132 234V236H134L135 238H136ZM139 235V234H138ZM16 236V235H15ZM14 236V237H15ZM17 236L19 237V236H21V235H18L17 234ZM16 236V238L15 239H13V241H12V244L15 242V240L17 241V239H18V237ZM24 236V235H23ZM140 236V235H139ZM6 237V238H5ZM22 237V236H21ZM20 237V240H22V238ZM24 237H26V235L24 236ZM133 237V239H135ZM32 238V237H31ZM44 238V237H43ZM130 239H131V237H129ZM128 238V239H129ZM140 238V237H139ZM12 239V238H11ZM11 239L9 240L8 239V241H10L11 242ZM25 239V238H24ZM133 239H132V241H133ZM138 239V238H137ZM137 239H135L136 241H137ZM25 240H27V239H25ZM134 240V241H135ZM8 241H5L6 243L8 242ZM128 241V240H127ZM131 241V240H130ZM17 242H19V241H17ZM16 242V243H17ZM25 242V241H24ZM16 243H14V245H16V246H14V247H16L17 248V245L18 244H16ZM138 243H140L139 242V240H138ZM4 244V243H3ZM11 243H9L8 244V246L10 245ZM13 246V245H12ZM14 247H12V248H14ZM37 247V246H36ZM2 248H3V246H2ZM15 249V248H14ZM34 249V248H33ZM16 251H18L17 249H16ZM1 252V251H0ZM15 253V252H14ZM29 254V253H28ZM23 255V254H22ZM8 257V256H7ZM10 258V257H9ZM25 261V260H24Z\"/></svg>",
  "mask_w": 264,
  "mask_h": 264
}]
</instances>
